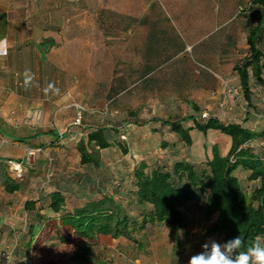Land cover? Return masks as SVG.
I'll return each mask as SVG.
<instances>
[{"label":"crops","instance_id":"0c3cea01","mask_svg":"<svg viewBox=\"0 0 264 264\" xmlns=\"http://www.w3.org/2000/svg\"><path fill=\"white\" fill-rule=\"evenodd\" d=\"M249 1L0 0V252L13 247L11 264H41L30 227L36 236L49 221L58 224L103 197L141 221L150 205L138 204L133 172L155 155H135L122 135L159 139L174 133L163 121L202 112L252 129L225 92L240 87L234 66L248 54L247 35L257 24L241 15ZM97 129L111 145L99 150L98 167L81 165L77 143ZM216 133L228 151L230 138ZM9 163L21 167L18 180ZM6 176L16 190H5ZM53 192L63 197L58 211L49 204ZM194 207L182 209L188 222ZM148 226L132 232L137 242L151 234ZM156 236L149 247L142 243L136 264H158L162 248L172 251L171 239ZM119 239L126 238L99 234L94 249L109 251Z\"/></svg>","mask_w":264,"mask_h":264},{"label":"trees","instance_id":"16d2710c","mask_svg":"<svg viewBox=\"0 0 264 264\" xmlns=\"http://www.w3.org/2000/svg\"><path fill=\"white\" fill-rule=\"evenodd\" d=\"M254 7L259 9L261 18L249 29L246 39L248 54L234 66L239 77V94L249 106L252 104V82L264 85V51L258 45L261 31H264V0H250L246 8ZM195 110L198 108L195 107ZM190 119L193 120L191 126L182 124V121ZM163 123L169 124L171 131L187 146L193 143L191 130L203 133L210 129L216 130L230 138L229 149L222 155L218 146L213 144L211 157L199 162L187 158L169 162L162 156L151 164L140 161L133 172L137 202L139 205H150V209L143 212L141 221L131 219L126 210L112 198L103 197L62 215L58 224L49 221L36 236L35 228L30 227L32 252L36 251L39 256L47 250L48 255L52 256L50 264H94L98 257L94 248L98 245L99 234L124 237L142 246V242H137L132 235L133 231L163 223L175 232L179 231L188 224L182 209L191 202L199 206L205 218L214 217L205 228L206 236L216 235L220 243L239 234L246 243L257 236L264 242V130L256 131L235 122L225 123L213 116L202 122L186 116ZM257 138L261 139L260 147L249 145ZM110 145L102 130L88 132L86 138L77 143L80 164L98 167L99 150ZM161 146L166 148V142L162 141ZM121 149L124 153L127 151L123 146ZM237 168L249 171L248 179L257 182L249 193L242 188L234 174ZM16 189L17 185L6 176L5 190L12 192ZM48 199L51 209L58 211L63 202L61 194L53 192ZM30 204L31 201L25 202L27 207ZM54 242L58 243L55 247ZM57 245L63 246L59 248ZM39 258L40 263L45 264L44 258Z\"/></svg>","mask_w":264,"mask_h":264},{"label":"rangeland","instance_id":"374dc122","mask_svg":"<svg viewBox=\"0 0 264 264\" xmlns=\"http://www.w3.org/2000/svg\"><path fill=\"white\" fill-rule=\"evenodd\" d=\"M243 17H249L250 22L253 24H256L258 20L261 18V14L258 8H252L245 10L244 13H241ZM253 26L252 24H250ZM264 29V28H262ZM259 47L262 51H264V31H261L260 38H259ZM252 88V96H251V102L252 104L249 106L246 104V101L243 96H240L239 94L236 96L232 94L233 97H228L232 100L234 103V106H238L239 110H241L242 113H246V117L242 120L243 122H246V125H249L254 130H264V85L257 84L255 81L251 84ZM249 112H254V114H251V117H249ZM206 113V112H205ZM210 116V115H209ZM208 113L205 117H203L202 113H199L195 118L196 120L202 122L203 120L207 119ZM192 124V122H191ZM218 131L213 132H200L196 129H193L190 134L192 136L193 143L191 146L185 145L177 135L174 133H170V135L166 134L163 135L161 133V137L164 136L166 144L168 147L163 148L161 144V137L158 139L155 135L154 138H148L147 140L143 139H124V135L121 136V140L124 141L125 145L131 149V151L137 155H139V152L142 153V156H145V152H153L154 157L146 158L149 164L154 162V159L159 158L160 156L163 157V159H167L169 162H172L176 159H183L187 158L190 161H205V159L208 156H211V147L215 143L220 152L222 154H225L227 149V144L224 142L225 138L221 137L219 133H216ZM161 141V142H160ZM252 144L256 148L260 147L261 139L257 138L252 140ZM130 151V152H131ZM205 151V152H204ZM70 159H73L70 157ZM72 164V163H71ZM21 168V167H20ZM9 169L12 172V176L18 180L20 177H22V171L17 173L16 170L12 167V164L9 163ZM21 170V169H19ZM236 175L242 182V188L247 192L252 190L253 184L255 182H252L247 179L242 169H239V171H236ZM194 211H197L198 214H194L190 216V221L188 224L179 231H174L172 228L169 227V225L163 223V224H157L153 226H148L146 231H150V234L148 236H139L138 240L142 243H145V247H149V243L153 240V236L156 234L157 236L161 234V237L159 238L160 241H166L172 240L173 242V249L170 251V247H164L161 250V254L159 256H162V259L159 261L158 264H189V259L192 255L202 251L201 245L210 241L215 240L220 243L219 237L216 235L213 236H206L204 234L205 228L209 226L213 216L210 219H207L203 216V213L200 212L199 206L194 207ZM146 211V209H145ZM163 234L167 236H163ZM156 236V237H157ZM152 238V240H151ZM115 239V238H113ZM126 239H119V240H113L112 241V248H110L109 251H102L98 254L97 261L94 262V264H136L137 261V255L140 253V249L143 247L135 246V242L133 243L132 240ZM149 241V242H148ZM123 242V244H122ZM55 247V244H58L57 242L53 243ZM126 244L128 246H126ZM59 248H61L63 245H57ZM151 246V245H150ZM139 251V252H138ZM151 254V251L147 249L145 253ZM41 253V252H40ZM144 253V252H141ZM33 257L36 258V260L40 261L39 256L41 258H44L43 261L45 264H50L51 261V255H48L47 250H45V253L42 252L41 255L38 256L36 254V251L32 252ZM44 256V257H43Z\"/></svg>","mask_w":264,"mask_h":264},{"label":"clouds","instance_id":"9594fccd","mask_svg":"<svg viewBox=\"0 0 264 264\" xmlns=\"http://www.w3.org/2000/svg\"><path fill=\"white\" fill-rule=\"evenodd\" d=\"M201 248L190 257L189 264H264V242L259 236L246 243L239 234L224 243L210 240Z\"/></svg>","mask_w":264,"mask_h":264},{"label":"built area","instance_id":"2783aa9c","mask_svg":"<svg viewBox=\"0 0 264 264\" xmlns=\"http://www.w3.org/2000/svg\"><path fill=\"white\" fill-rule=\"evenodd\" d=\"M226 94H232V95H238L240 93V89L238 87H234V88H226L225 89ZM234 95V96H235ZM203 117H205L207 115V113L203 112L202 113ZM262 143H264V140H262ZM30 154V152H29ZM17 173L21 172V170L16 169ZM13 255H14V250L13 247H7L4 248L3 250H1L0 252V264H11L12 259H13Z\"/></svg>","mask_w":264,"mask_h":264},{"label":"bare ground","instance_id":"6f19581e","mask_svg":"<svg viewBox=\"0 0 264 264\" xmlns=\"http://www.w3.org/2000/svg\"><path fill=\"white\" fill-rule=\"evenodd\" d=\"M12 167L13 168H16V169H19V165L18 164H15V163H12ZM21 169V168H20Z\"/></svg>","mask_w":264,"mask_h":264}]
</instances>
